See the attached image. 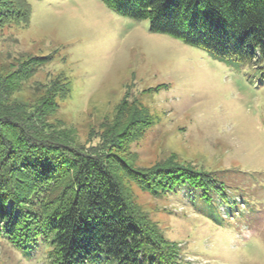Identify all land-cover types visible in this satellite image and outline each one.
Returning <instances> with one entry per match:
<instances>
[{"label": "rangeland", "instance_id": "obj_1", "mask_svg": "<svg viewBox=\"0 0 264 264\" xmlns=\"http://www.w3.org/2000/svg\"><path fill=\"white\" fill-rule=\"evenodd\" d=\"M27 2L28 26L0 28V76L16 74L32 58L47 60L26 80L9 79L11 101L30 112L49 91L64 90L46 120L87 148L113 126L126 97L122 108L136 102L148 125L135 128L126 147L134 167L175 157L222 186L155 196L124 181L180 262L264 264V58L221 62L152 33L148 20L121 16L104 0ZM44 250L23 255L0 238V264H50Z\"/></svg>", "mask_w": 264, "mask_h": 264}, {"label": "trees", "instance_id": "obj_2", "mask_svg": "<svg viewBox=\"0 0 264 264\" xmlns=\"http://www.w3.org/2000/svg\"><path fill=\"white\" fill-rule=\"evenodd\" d=\"M104 2L121 16L148 20L152 33L180 39L221 62L248 65L264 58V0ZM31 13L27 0H0V28L28 26ZM46 60L25 62L15 81L29 78ZM14 75L0 76V238L23 255L44 245L50 264H182L124 181L155 196L181 186L208 192L220 187L211 173L175 157L134 167L126 147L135 140V128L148 123L136 102L122 108L128 97L98 145H77L46 120L64 90L49 91L46 101L28 112L11 101L8 82Z\"/></svg>", "mask_w": 264, "mask_h": 264}]
</instances>
